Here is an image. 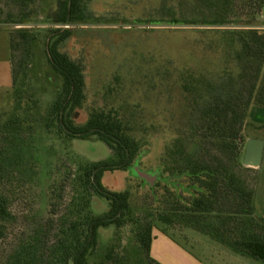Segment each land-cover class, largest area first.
<instances>
[{"label":"trees","instance_id":"trees-1","mask_svg":"<svg viewBox=\"0 0 264 264\" xmlns=\"http://www.w3.org/2000/svg\"><path fill=\"white\" fill-rule=\"evenodd\" d=\"M89 1L56 0L44 20L49 27L42 33L29 27L10 32L14 102L11 112L0 111V242L16 222L13 183L22 174L26 158L33 160L32 142L37 136L68 144L75 139L101 140L112 156L81 164L73 179L75 195L68 210L58 214L54 203L51 216L11 245L4 264H91L89 256L99 243V230L123 226L129 219L135 221L136 237L149 263L162 264L151 254L154 221L160 220L167 224L183 221L233 252L264 264V217L256 214V188L239 173L244 166V130L250 108L264 107V29L256 18L232 24L228 15L233 0H213V19L172 20L220 27L218 46L227 61L215 72L185 69L178 73L186 111L162 156L163 171L150 183L154 200L159 206L162 201L166 205L155 213L134 217L131 191L110 190L103 177L108 171H130L139 164L145 143L136 135L135 121L125 119L117 109H94L85 122H78L87 97L84 66L61 50L73 35L66 25L86 24L90 19L98 22L99 17L88 12ZM251 2L245 0L248 5ZM257 2L263 9L264 0ZM8 3L18 9L10 14V21L17 25L29 23L36 14L37 0ZM45 35L48 61L43 82L51 91L48 97L28 83L26 71L34 43ZM162 182L166 190L160 196L155 191ZM94 195L108 200L106 212L93 214L90 202Z\"/></svg>","mask_w":264,"mask_h":264},{"label":"rangeland","instance_id":"rangeland-1","mask_svg":"<svg viewBox=\"0 0 264 264\" xmlns=\"http://www.w3.org/2000/svg\"><path fill=\"white\" fill-rule=\"evenodd\" d=\"M55 1L37 0L36 14L31 21L17 25L10 21V14H16L18 9L8 0H0V27L6 28L9 33L20 27L33 28L42 33L49 27L44 20ZM212 1L90 0L88 12L92 17H99L98 22L90 19L86 24L65 26L72 28L73 35L61 50L83 64L86 77L87 97L79 109L78 122H85L94 109H117L125 119L134 120L136 135L145 143L139 167L157 177L164 168L162 156L175 139L179 120L186 111L184 96L177 82L178 73L185 69L197 73L215 72L223 68L227 61L224 50L218 46L222 40L217 31L220 27L173 23L172 20L199 22L202 18L213 19ZM257 3V0H252L248 5L245 0H233L229 21L241 25L256 18V24L261 28L264 8L260 10ZM42 38L34 43L33 59L26 71L28 83L40 90L42 97H48L51 91L45 88L43 82L48 61L44 45L46 35ZM1 39L3 45V34ZM17 56L20 58L21 53L17 52ZM13 102L12 87H9L0 98V111L11 112ZM258 126L248 124L245 127L244 151L247 135L249 138L264 137ZM39 137L32 142L33 160L26 158L25 167H21L22 174L13 183L12 207L17 219L8 237L0 242V264H4L8 250L17 238L52 215L54 203L58 204V214L68 210L75 195L73 179L81 164L112 156L108 145L101 140L75 139L68 144L56 138ZM50 146H53L52 149ZM251 168L241 166L239 173L256 188V214L264 217V158L260 171ZM103 183L113 191H131L134 217L147 212L155 213L158 207L166 205L162 201V206H159L154 200L150 182L134 176L130 171H108L104 174ZM165 190L162 182L155 192L161 196ZM90 209L93 214L104 213L109 209V202L94 195ZM154 224L157 235L165 233L174 240L177 238L209 264H263L236 254L183 221L167 224L155 220ZM136 229L134 219H129L120 227L101 228L99 243L89 256V262L152 264L140 246Z\"/></svg>","mask_w":264,"mask_h":264},{"label":"crops","instance_id":"crops-1","mask_svg":"<svg viewBox=\"0 0 264 264\" xmlns=\"http://www.w3.org/2000/svg\"><path fill=\"white\" fill-rule=\"evenodd\" d=\"M2 34L4 37L3 45L1 44ZM9 35L10 33L6 28L0 27V98L2 93H4L7 88H13L11 47L10 51H8V40L10 46ZM248 124L252 126L259 125L258 128L263 132L264 135V107L257 105L251 106ZM249 137L250 136L247 135V140ZM260 167L256 168L257 172L260 171ZM180 242L177 240V238L174 240L171 236L165 233L157 235L156 229H154V240L151 247V254L155 259L159 260L163 264H209L199 253L193 249L187 248L185 245H183V243L181 244ZM165 253H167V256Z\"/></svg>","mask_w":264,"mask_h":264},{"label":"water","instance_id":"water-1","mask_svg":"<svg viewBox=\"0 0 264 264\" xmlns=\"http://www.w3.org/2000/svg\"><path fill=\"white\" fill-rule=\"evenodd\" d=\"M263 155H264V139L249 138L246 143V151L243 158V164L248 167L258 168L262 164ZM130 172L134 176H137L141 179H145L151 184H154L155 181L159 178L154 173L143 171L139 167L138 163L132 167Z\"/></svg>","mask_w":264,"mask_h":264},{"label":"built area","instance_id":"built-area-1","mask_svg":"<svg viewBox=\"0 0 264 264\" xmlns=\"http://www.w3.org/2000/svg\"><path fill=\"white\" fill-rule=\"evenodd\" d=\"M262 29H264V23H263V25H262V27H261Z\"/></svg>","mask_w":264,"mask_h":264}]
</instances>
